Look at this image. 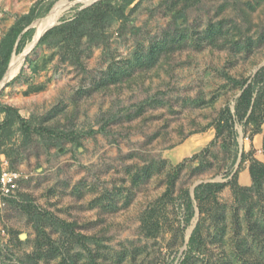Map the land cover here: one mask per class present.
Wrapping results in <instances>:
<instances>
[{"label":"rangeland","instance_id":"374dc122","mask_svg":"<svg viewBox=\"0 0 264 264\" xmlns=\"http://www.w3.org/2000/svg\"><path fill=\"white\" fill-rule=\"evenodd\" d=\"M97 1L0 0V42L53 3L0 83V102L35 129L0 135V169L21 175L13 197L0 195V264H181L198 224L186 264H264V185L230 184L251 187L252 159L264 162V104L259 127L218 126L239 81L264 66V0H135L126 19L39 44ZM219 181L229 185L200 211L196 186Z\"/></svg>","mask_w":264,"mask_h":264},{"label":"trees","instance_id":"16d2710c","mask_svg":"<svg viewBox=\"0 0 264 264\" xmlns=\"http://www.w3.org/2000/svg\"><path fill=\"white\" fill-rule=\"evenodd\" d=\"M135 0H99L89 7L83 8L76 12L75 17L71 20L62 19V22L53 26L45 32L41 37L39 44L54 42L58 38H81L89 28H95L98 25H104L115 19H126L129 16L131 5ZM53 3H49L45 9L33 6L29 12L19 16L9 31L5 33L0 42V81L4 77L12 55L16 51H21L25 48L29 40L34 34V27L30 25L34 20L48 11ZM55 43V42H54ZM242 84V92L236 103L235 112L230 106L223 109V114L219 117L218 126H223L225 123L233 124L236 120H243L258 124L256 119L257 113L262 109L264 104V66L255 74L252 79L239 81ZM4 114V120L0 123V135L11 137L13 132H22L24 136L29 137L35 131L32 127V122L22 116L19 109L15 106L0 102V115ZM16 127V128H15ZM259 127V126H258ZM259 128L256 130V133ZM246 159V154L243 153V160ZM250 174L253 180V185L249 188L239 187L236 182L230 183L233 187L234 194H239L242 189L261 190L264 185V162L253 158L250 164ZM229 182H206L201 183L195 188L194 199L201 203L200 211H204L203 203L209 198H216L218 192L223 190ZM189 202H187V211L189 216H194L193 198L187 192ZM249 217V216H248ZM55 222V220L53 219ZM59 223V222H55ZM60 225V223H59ZM61 226L69 228L73 224L63 222ZM39 227V224L37 225ZM201 225H197L192 233L189 241L186 257L181 264H186L193 251L199 246L201 239ZM39 232H45L39 227ZM93 261V259H92ZM65 264V259L60 262Z\"/></svg>","mask_w":264,"mask_h":264},{"label":"built area","instance_id":"2783aa9c","mask_svg":"<svg viewBox=\"0 0 264 264\" xmlns=\"http://www.w3.org/2000/svg\"><path fill=\"white\" fill-rule=\"evenodd\" d=\"M20 173L17 170L7 168L0 169V195L3 198H11L14 196L19 187ZM0 200H2L0 198Z\"/></svg>","mask_w":264,"mask_h":264},{"label":"bare ground","instance_id":"6f19581e","mask_svg":"<svg viewBox=\"0 0 264 264\" xmlns=\"http://www.w3.org/2000/svg\"><path fill=\"white\" fill-rule=\"evenodd\" d=\"M60 5H61V3H60V4H57V5L55 6V8L52 10V12H51L49 18H48L46 21H44V22L41 23L42 30H41L40 33L37 34V36H36V38H35L36 40H37V39L40 37V35L46 30V28H47L48 26H50L51 24H53L54 22H56V21L58 20V17L61 15V6H60ZM23 54H24V53H23ZM24 55H25V54H24ZM24 55L21 56V57H17V56H15V57L12 59L10 65H9V68H8V70H7V73H6V76H5L4 80H8V79H10L11 77H13V76L18 72V70H19V68H20V66H21V64H22V61H23V57H24ZM0 85H1V84H0Z\"/></svg>","mask_w":264,"mask_h":264},{"label":"water","instance_id":"95a60500","mask_svg":"<svg viewBox=\"0 0 264 264\" xmlns=\"http://www.w3.org/2000/svg\"><path fill=\"white\" fill-rule=\"evenodd\" d=\"M32 25H33V23L30 25V27H32ZM47 30H49V28H48ZM47 30H46V31H47ZM46 31H45V32H46ZM45 32L43 33V35L45 34ZM43 35H42V36H43ZM42 36H41V37H42ZM40 39H41V38H40ZM38 41H39V40H38ZM37 43H38V42H37ZM12 58H13V55H12ZM12 58H11V60H12ZM10 62H11V61H10ZM9 64H10V63H9ZM6 73H7V71H6ZM6 73H5V75H6ZM5 75H4V77H5ZM4 77L2 78V80L0 81V83L4 80ZM8 81H9V80H8ZM8 81L4 82L3 85L5 86L6 83H7Z\"/></svg>","mask_w":264,"mask_h":264}]
</instances>
